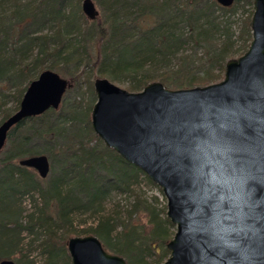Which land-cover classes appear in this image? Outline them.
I'll return each instance as SVG.
<instances>
[{"label": "trees", "instance_id": "1", "mask_svg": "<svg viewBox=\"0 0 264 264\" xmlns=\"http://www.w3.org/2000/svg\"><path fill=\"white\" fill-rule=\"evenodd\" d=\"M81 1L0 0V98L15 95V108L1 110L0 123L17 110L28 83L44 70L71 68L73 81L84 85L83 93L79 90L76 95L87 97L69 103L62 98L57 110L29 118L8 132L0 152V259L18 251L22 229L41 225L45 257L38 264H70L64 243L68 234L80 235L71 230V221L73 214L84 211L96 219L81 235L96 236L108 252L128 264H147L149 256L154 257L152 264H160L168 255L165 244L173 227L164 207L157 209L155 197L147 199L131 190L143 174L92 133L89 114L95 96L90 78L126 84L129 92L159 80L171 90L213 84L220 80L225 62L246 51L248 18L242 21L239 45L234 48L230 33L221 30L222 22L214 15L227 9L212 0H91L100 7L102 22H88L80 11ZM233 2L251 6L253 0ZM92 38L100 44L99 61L89 65L85 47ZM185 44L207 50L192 60L179 55ZM171 60L175 68L160 72ZM6 90L12 95L7 96ZM37 155L48 160L45 183L18 165L19 160ZM114 192L131 194L127 219L143 214L145 231L119 222L121 230L115 234L111 219L102 216L103 202ZM32 195L40 199L41 207L25 228L19 224L20 200Z\"/></svg>", "mask_w": 264, "mask_h": 264}, {"label": "water", "instance_id": "2", "mask_svg": "<svg viewBox=\"0 0 264 264\" xmlns=\"http://www.w3.org/2000/svg\"><path fill=\"white\" fill-rule=\"evenodd\" d=\"M226 8L233 0H214ZM246 51L228 59L223 78L171 90L159 82L127 92L95 78L92 133L161 192L174 228L161 264H264V0H253ZM90 22L91 0L80 3ZM68 82L44 70L26 86L18 108L0 123V152L21 122L57 110ZM18 165L40 179L44 155ZM70 264H128L92 235L65 241ZM0 264H15L0 259Z\"/></svg>", "mask_w": 264, "mask_h": 264}, {"label": "rangeland", "instance_id": "3", "mask_svg": "<svg viewBox=\"0 0 264 264\" xmlns=\"http://www.w3.org/2000/svg\"><path fill=\"white\" fill-rule=\"evenodd\" d=\"M212 1L214 2V0ZM92 2L94 3L96 10L98 11L97 19L100 22H102L103 17L101 16L100 7L97 6V4L94 1ZM225 9H227L226 12H222V13L219 11H214V15L218 16V19H217L218 22H222L221 30L224 28L228 30V33H230L231 35V41L235 43V45L233 43V47L236 48L239 45L237 36L240 31L242 21L248 18V22H250L253 8H252V5L248 6V5H244L241 2L240 3L233 2L231 3L229 7ZM91 28H94V26H92ZM99 47H100V44L96 42V38H92L90 41H88L85 48H87V54L89 56L88 57L89 65L97 63L99 61V52H98ZM203 50H207L206 47L202 48L201 45L185 44L182 46L180 50L181 54L179 55H182V54L187 55V56H190L192 60H197V58L201 57ZM238 54L240 53H236L230 59L237 58ZM175 63L176 62L173 60H171L170 62L168 61L166 65H164L163 67H160L161 68L160 72H164L166 68H175ZM79 70H81V67L77 69V72ZM52 71L58 74L61 78L65 79L70 84V87L65 91V94L62 97L63 100H66V102L69 103V102H72L73 100L74 102H82L80 101L81 97L83 98V101L87 99V97L84 95H81V96L79 94H78L79 96L76 95V92H78L79 90L81 94L83 93L84 85L81 83L82 81H76V80L73 81L74 79L71 78V76L74 73L72 72L71 68L65 69V68L60 67V69H56ZM212 71L216 73L217 69L214 68L212 69ZM95 78H102V77L93 76V78H90L91 86ZM222 78H223V74L221 75L220 80ZM79 80H84V79L79 78ZM153 82H159L160 84L163 85V87L170 89L166 87L160 80L153 81ZM111 83L117 86L118 88L129 92L126 87V84H120L116 82H111ZM6 93L9 94L7 96L12 95V91L10 90H6ZM12 96H15V95L13 94ZM12 96L2 98V99L0 98V106H1L0 111L4 109L13 111V109L15 108V101ZM1 116H2V112L0 113V119H1ZM27 170L31 172L34 175V177L37 180L41 181L42 183L47 182V180L49 179V173L45 179H40L33 170H30V169H27ZM144 177H145L144 175H141V177H139L138 180L135 183H133L131 190L133 191V193L140 194L144 198H147V199L155 197L158 201V204L156 205L157 209H160L162 207H164L165 209V200L163 196L161 195V192L158 191V188L156 186L150 185L149 183H147ZM130 195L131 194L129 193H121V192L115 193L114 192L109 197H107L103 202L102 216L109 217L111 219V224L115 228V234H117L121 230L119 222H124V223L127 222L128 225L134 226L135 228H137L138 231L139 230L145 231L147 229V221L143 214H139L137 217L133 218L131 221L127 219L126 210L129 209V205L132 203V200H133V197ZM40 207H41L40 199L35 195H32V197L26 196V197L21 198L20 200L21 213L19 217V224L22 227L27 228L26 227L27 224H29L31 221L33 222L35 216L37 215L38 209H40ZM94 217L89 212H84V211L76 212L75 214H73V217H72L71 230L75 231L74 233L80 234L77 236H82L81 234L83 230H86L87 228H91L95 224L96 217L95 218ZM172 232H174V228H172ZM56 235L58 236L61 235V230H58ZM70 236H75V235L68 234L66 236V239ZM44 238H45V232H44V228L41 225L39 226L33 225V227L31 228V231L27 229H22L19 234L20 246H19L18 251L13 253L10 257L3 258V259H10L15 264H22V263L38 264L41 261V259L45 257L44 254L41 253L42 240ZM64 247H65V243H64ZM65 252L67 254L66 247H65ZM17 259L19 260V263H17ZM163 260L164 258L161 260V262H163ZM146 261H147V264H152L154 261V257L149 256L146 258Z\"/></svg>", "mask_w": 264, "mask_h": 264}, {"label": "flooded vegetation", "instance_id": "4", "mask_svg": "<svg viewBox=\"0 0 264 264\" xmlns=\"http://www.w3.org/2000/svg\"><path fill=\"white\" fill-rule=\"evenodd\" d=\"M215 2V1H214ZM216 3V2H215ZM232 3H233V1H232ZM220 7V6H219ZM229 7V6H228ZM223 8V7H222ZM227 8V7H226Z\"/></svg>", "mask_w": 264, "mask_h": 264}]
</instances>
